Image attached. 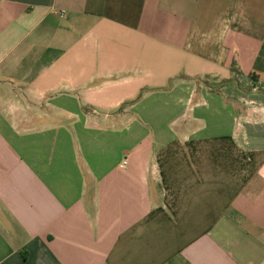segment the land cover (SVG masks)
I'll use <instances>...</instances> for the list:
<instances>
[{
	"label": "crops",
	"instance_id": "crops-1",
	"mask_svg": "<svg viewBox=\"0 0 264 264\" xmlns=\"http://www.w3.org/2000/svg\"><path fill=\"white\" fill-rule=\"evenodd\" d=\"M0 264H264V0H0Z\"/></svg>",
	"mask_w": 264,
	"mask_h": 264
},
{
	"label": "built area",
	"instance_id": "built-area-1",
	"mask_svg": "<svg viewBox=\"0 0 264 264\" xmlns=\"http://www.w3.org/2000/svg\"><path fill=\"white\" fill-rule=\"evenodd\" d=\"M125 164V163H124Z\"/></svg>",
	"mask_w": 264,
	"mask_h": 264
},
{
	"label": "trees",
	"instance_id": "trees-1",
	"mask_svg": "<svg viewBox=\"0 0 264 264\" xmlns=\"http://www.w3.org/2000/svg\"><path fill=\"white\" fill-rule=\"evenodd\" d=\"M139 98V97H138Z\"/></svg>",
	"mask_w": 264,
	"mask_h": 264
}]
</instances>
